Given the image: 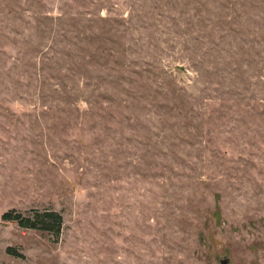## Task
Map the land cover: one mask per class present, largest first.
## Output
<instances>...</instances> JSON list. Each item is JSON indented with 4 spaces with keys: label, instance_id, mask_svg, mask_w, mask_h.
Segmentation results:
<instances>
[{
    "label": "rangeland",
    "instance_id": "374dc122",
    "mask_svg": "<svg viewBox=\"0 0 264 264\" xmlns=\"http://www.w3.org/2000/svg\"><path fill=\"white\" fill-rule=\"evenodd\" d=\"M0 264H264V0H0Z\"/></svg>",
    "mask_w": 264,
    "mask_h": 264
},
{
    "label": "trees",
    "instance_id": "16d2710c",
    "mask_svg": "<svg viewBox=\"0 0 264 264\" xmlns=\"http://www.w3.org/2000/svg\"><path fill=\"white\" fill-rule=\"evenodd\" d=\"M3 220H16L25 228L44 230L57 238L62 233L63 216L60 212L46 208L44 210L31 209L27 213L10 210L2 215Z\"/></svg>",
    "mask_w": 264,
    "mask_h": 264
}]
</instances>
